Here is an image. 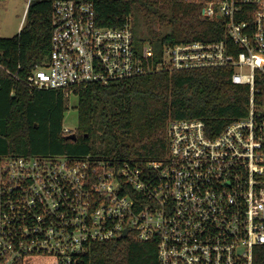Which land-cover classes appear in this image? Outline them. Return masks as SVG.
<instances>
[{
	"label": "built area",
	"instance_id": "1",
	"mask_svg": "<svg viewBox=\"0 0 264 264\" xmlns=\"http://www.w3.org/2000/svg\"><path fill=\"white\" fill-rule=\"evenodd\" d=\"M202 2L224 37L136 45L131 20L99 26L93 4H52L47 63L35 88L68 90L160 70L231 67L246 115L217 135L200 119L167 125L168 153L140 168L65 154L0 158V264H87L93 243L155 240L158 264H253L264 244V0ZM63 132L71 131L63 129ZM124 232L126 237L122 238Z\"/></svg>",
	"mask_w": 264,
	"mask_h": 264
},
{
	"label": "trees",
	"instance_id": "2",
	"mask_svg": "<svg viewBox=\"0 0 264 264\" xmlns=\"http://www.w3.org/2000/svg\"><path fill=\"white\" fill-rule=\"evenodd\" d=\"M54 1L30 0L25 25L12 37H0V158L65 154L145 168L165 159L170 121L200 119L215 136L246 115L249 89L232 84L231 67L160 70L68 90L29 86L28 76L49 58ZM83 1L93 4L99 26L122 28L130 19L136 45L150 42L156 54L168 44L224 37L219 21L201 15L202 2ZM70 92L77 97V126L65 133ZM71 133L75 140L66 138ZM85 261L158 264L156 241L140 242L130 234L93 243ZM253 264H264V244L254 249Z\"/></svg>",
	"mask_w": 264,
	"mask_h": 264
},
{
	"label": "rangeland",
	"instance_id": "3",
	"mask_svg": "<svg viewBox=\"0 0 264 264\" xmlns=\"http://www.w3.org/2000/svg\"><path fill=\"white\" fill-rule=\"evenodd\" d=\"M30 0H0V37H12L27 21ZM68 110L65 112L63 128L73 131L77 126V97L69 93ZM50 259L34 257L31 264H49Z\"/></svg>",
	"mask_w": 264,
	"mask_h": 264
},
{
	"label": "water",
	"instance_id": "4",
	"mask_svg": "<svg viewBox=\"0 0 264 264\" xmlns=\"http://www.w3.org/2000/svg\"><path fill=\"white\" fill-rule=\"evenodd\" d=\"M67 139H72V140H75L76 139V136L74 133H71L69 135L66 136ZM126 234L127 232H124V234L122 235V238H125L126 237Z\"/></svg>",
	"mask_w": 264,
	"mask_h": 264
}]
</instances>
